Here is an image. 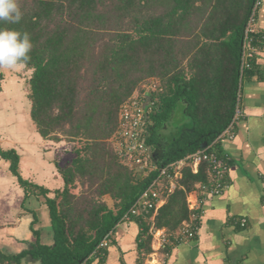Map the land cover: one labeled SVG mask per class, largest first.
Returning a JSON list of instances; mask_svg holds the SVG:
<instances>
[{
	"label": "trees",
	"instance_id": "obj_1",
	"mask_svg": "<svg viewBox=\"0 0 264 264\" xmlns=\"http://www.w3.org/2000/svg\"><path fill=\"white\" fill-rule=\"evenodd\" d=\"M255 2L18 0L22 20L0 22V28L31 36V59L18 68L26 75L30 122L38 138L74 146L68 161L53 162L62 182L55 190L26 179L18 151L0 147V159L23 190L22 209L28 197H35L49 231L47 239L38 229L39 214L29 212L30 236L20 241L25 248H0V264L103 261L106 247L99 244L157 178L155 171L138 175L129 168L113 143L121 108L138 101L152 83L157 89L149 95L154 106L145 143L154 163L180 161L205 145L226 164L221 140L215 139L232 122L240 84L255 68L256 55L243 62L244 31ZM249 37L254 48L264 46L258 32ZM2 84L0 74V93ZM178 104L184 105L190 126L164 140L160 131ZM209 170L207 161L196 173L185 164L156 214L131 219L140 228L143 260L152 252V231L172 234L190 223L196 211L189 205L212 183ZM224 178L225 172V187Z\"/></svg>",
	"mask_w": 264,
	"mask_h": 264
},
{
	"label": "crops",
	"instance_id": "obj_2",
	"mask_svg": "<svg viewBox=\"0 0 264 264\" xmlns=\"http://www.w3.org/2000/svg\"><path fill=\"white\" fill-rule=\"evenodd\" d=\"M255 29L264 39V0L257 10ZM255 58L252 74L246 75L240 84L243 117L235 124L233 137L220 144V152L226 159V186L219 195L202 194L197 236L156 253L153 252L156 245L151 241L152 252L143 260L138 223H119L112 230L103 261L93 264H264V46ZM25 140V149L24 145L14 147L20 155L22 175L50 190L60 188L62 182L53 162L41 154L39 147L32 151L33 162L26 164L23 153L28 151L30 142ZM152 162H155L153 154ZM47 183L50 185L46 186ZM21 191L19 215L0 223L1 249L18 252L25 248L20 241L30 236L31 211L39 214L38 229L48 239L44 209L33 196L24 201L28 212L22 209ZM241 220H245L244 227L240 226Z\"/></svg>",
	"mask_w": 264,
	"mask_h": 264
},
{
	"label": "built area",
	"instance_id": "obj_3",
	"mask_svg": "<svg viewBox=\"0 0 264 264\" xmlns=\"http://www.w3.org/2000/svg\"><path fill=\"white\" fill-rule=\"evenodd\" d=\"M261 0H256L252 13L247 21L244 31L243 62L252 59L259 48L251 45L250 34L256 32V12ZM157 85L152 83L144 88L143 94L138 101H133L121 108L119 117L120 129L113 139L114 146L119 154L126 159V164L137 172L144 175L149 171L157 172V178L141 193L129 211L123 215L120 223L130 222L133 217H144L152 213V217L163 205L165 197L171 194L176 187V180L180 177V169L185 164L191 165L193 173L197 172L198 165L202 161L209 163V172L212 183L209 190L205 193L219 195L225 187L221 183L223 173L226 171V164L219 160L214 153L207 152L206 147L185 157L184 159L159 167L152 162V154L145 143L146 124L148 116L153 113L154 103L150 101V93H154ZM242 94L237 93L236 106L232 122L218 135L215 141L231 139L233 137L235 124L243 117L241 108ZM163 180H166L163 183ZM202 198L196 204H190L189 209L194 210L190 215V223H183L181 228L172 234L165 233L164 230L150 231L152 242L156 245L153 252L164 250L167 247L175 246L193 240L199 229V219L201 216ZM240 226H245V220L240 221ZM111 233L106 235L99 244V248L108 246V238ZM154 247V246H153Z\"/></svg>",
	"mask_w": 264,
	"mask_h": 264
},
{
	"label": "rangeland",
	"instance_id": "obj_4",
	"mask_svg": "<svg viewBox=\"0 0 264 264\" xmlns=\"http://www.w3.org/2000/svg\"><path fill=\"white\" fill-rule=\"evenodd\" d=\"M0 74L3 77V89L0 93V147L5 149L24 145L25 149V143L23 142H26L24 139H27L30 146H27L28 151L23 153L26 164L33 162L34 155L32 151H35L38 147L41 154L49 157L52 162L58 161L64 164L65 161L71 158L73 144L66 142L64 139L60 142L41 138L34 139V136H37L28 114L29 101L26 96L28 94L26 75L18 68L12 70L0 68ZM183 109L184 105L178 104L170 120L161 129L160 135L164 140L178 136L183 128H189L190 122L184 116ZM33 139L35 143H33ZM20 148L23 147L20 146ZM26 166L25 168H27ZM7 167V163L0 159V223L10 222L17 218L20 200H22L19 199L22 197V189L17 186L15 178L10 175ZM22 169V171L25 170L24 167ZM24 175H26V172ZM12 183H16V186ZM49 185L46 184V186ZM5 227L7 226L5 225Z\"/></svg>",
	"mask_w": 264,
	"mask_h": 264
},
{
	"label": "clouds",
	"instance_id": "obj_5",
	"mask_svg": "<svg viewBox=\"0 0 264 264\" xmlns=\"http://www.w3.org/2000/svg\"><path fill=\"white\" fill-rule=\"evenodd\" d=\"M23 13L18 0H0V22L18 24ZM33 48L30 33L0 28V68L26 66Z\"/></svg>",
	"mask_w": 264,
	"mask_h": 264
},
{
	"label": "water",
	"instance_id": "obj_6",
	"mask_svg": "<svg viewBox=\"0 0 264 264\" xmlns=\"http://www.w3.org/2000/svg\"><path fill=\"white\" fill-rule=\"evenodd\" d=\"M202 147L205 148V145H203Z\"/></svg>",
	"mask_w": 264,
	"mask_h": 264
}]
</instances>
